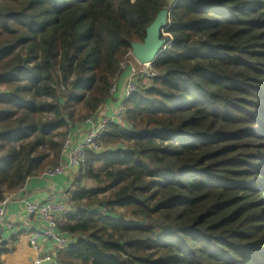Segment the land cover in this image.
<instances>
[{
	"label": "trees",
	"instance_id": "obj_1",
	"mask_svg": "<svg viewBox=\"0 0 264 264\" xmlns=\"http://www.w3.org/2000/svg\"><path fill=\"white\" fill-rule=\"evenodd\" d=\"M164 11L173 42L78 170L57 264H264V0H0V202L60 165Z\"/></svg>",
	"mask_w": 264,
	"mask_h": 264
},
{
	"label": "built area",
	"instance_id": "obj_2",
	"mask_svg": "<svg viewBox=\"0 0 264 264\" xmlns=\"http://www.w3.org/2000/svg\"><path fill=\"white\" fill-rule=\"evenodd\" d=\"M169 22V21H168ZM167 22V25H168ZM167 27V26H166ZM162 36H167L169 38V42L166 40V44L164 49H166L173 40L170 36L165 34V30L162 32ZM132 55V51L128 54ZM136 60V59H135ZM144 68H147L148 71L144 73L148 79L153 80L158 75L153 72L152 64H140ZM122 71L130 70V75L127 78L125 83L124 97L125 99L130 98L136 91H138L139 87L143 86L142 74L136 72L135 67L130 63H125L121 65ZM118 91L117 82H115L111 89L110 95L113 97ZM125 111L124 107L121 106L117 109L114 114H108L105 112V109L102 110L99 119H88L82 125H91L92 130L87 133L86 139L83 143L76 144L74 141V134L71 132L65 139L63 154L67 156V159L60 163L59 166L51 167L45 170V172L41 175L42 178L47 180H53L56 177L63 175H72L74 171H78L82 168L84 163L86 162L87 155L89 152H95L100 154L104 151L102 146V138L106 133V128L110 124L117 125H125ZM74 177V174L72 178ZM25 187L20 191L23 192ZM12 200L11 195H6L4 199L0 202V224L8 229L12 228L10 223L5 222L4 215L5 209L10 204ZM26 211L29 216L34 218L36 221L44 222L46 225L45 229H37L34 234L30 237V245L34 248L38 246L39 239H46L51 242L57 243L61 247H67L71 244V240L67 237H64L59 234L58 226L60 225V218L64 217L68 212H70V208L65 204V202L60 199L58 196L51 197L46 203L43 204H32L27 200H23ZM25 226H29V219L24 224ZM1 249V244H0ZM29 264H57L53 256H38L35 260L30 262Z\"/></svg>",
	"mask_w": 264,
	"mask_h": 264
},
{
	"label": "crops",
	"instance_id": "obj_3",
	"mask_svg": "<svg viewBox=\"0 0 264 264\" xmlns=\"http://www.w3.org/2000/svg\"><path fill=\"white\" fill-rule=\"evenodd\" d=\"M124 75L117 81L118 91L112 100L103 108L108 114H114L121 107L124 97L125 83L130 75V70L123 71ZM99 119V117L97 118ZM92 130L91 125L77 126L72 129L76 144L83 143L88 132ZM67 159L64 155L63 162ZM74 174V177L72 178ZM72 175H63L53 180L42 177L30 179L23 192L12 194V200L5 209L4 220L12 225L11 229L5 228L0 224V264H29L38 256H53L57 261V249L59 245L46 239L38 240V247L30 245V237L37 229H45L44 222L36 221L28 215L23 200L32 204L46 203L51 197L58 196L68 206V192L73 188L75 177L78 171ZM69 207V206H68ZM29 219V226L24 224ZM64 222V217L60 218V224Z\"/></svg>",
	"mask_w": 264,
	"mask_h": 264
},
{
	"label": "water",
	"instance_id": "obj_4",
	"mask_svg": "<svg viewBox=\"0 0 264 264\" xmlns=\"http://www.w3.org/2000/svg\"><path fill=\"white\" fill-rule=\"evenodd\" d=\"M170 11L162 12L147 31L142 44L132 46V54L140 64H153L163 52L166 41L162 39V32L167 26Z\"/></svg>",
	"mask_w": 264,
	"mask_h": 264
},
{
	"label": "rangeland",
	"instance_id": "obj_5",
	"mask_svg": "<svg viewBox=\"0 0 264 264\" xmlns=\"http://www.w3.org/2000/svg\"><path fill=\"white\" fill-rule=\"evenodd\" d=\"M164 37V36H163ZM165 37H167V36H165ZM167 39V38H166ZM165 40V39H164ZM166 41V40H165ZM125 63H130V64H132L134 67H135V69H136V72H138V73H143L142 74V82H143V86H141V87H146V86H150L151 85V81H150V79H148V77L144 74V73H146L147 71H148V69L147 68H144L143 66H141V65H139L138 64V61L137 60H135V58H134V56H132V55H128L127 56V59L122 63V64H125ZM121 64V65H122ZM140 88V87H139ZM127 99H122V102H121V104H123L125 101H126ZM117 111V110H116ZM115 111V112H116ZM86 121V120H85ZM77 126H82V124H80V125H77ZM76 126V127H77ZM82 186L85 188V189H92V188H94L95 187V185L92 183V182H90V181H84L83 183H82Z\"/></svg>",
	"mask_w": 264,
	"mask_h": 264
}]
</instances>
